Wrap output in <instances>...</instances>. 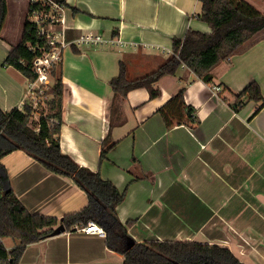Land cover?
I'll return each mask as SVG.
<instances>
[{"label":"crops","instance_id":"0c3cea01","mask_svg":"<svg viewBox=\"0 0 264 264\" xmlns=\"http://www.w3.org/2000/svg\"><path fill=\"white\" fill-rule=\"evenodd\" d=\"M255 1L264 12L261 0ZM67 2L81 10L73 14L64 8L66 23L56 26L68 41L81 34L114 41L71 43L63 50L62 151L121 191L127 189L117 211L124 224L130 221L134 240L219 244L245 264H264V103L250 101L236 111L213 89L226 83L242 90L256 79L264 95V31L231 62L216 66L211 82L184 66L160 79L157 97L150 98L145 87L133 89L112 112L111 80L120 62H126L130 78L147 74L173 53L175 37H184L189 28L209 32L198 18L202 2ZM8 7L10 13V0ZM26 11L11 33L6 22L0 37V108L5 111L21 107L27 87L21 72L3 65L10 51L5 40H19ZM184 85L198 122L168 127L159 108ZM1 163L31 213L62 219L89 202L74 180L22 149L6 154ZM124 259L109 248L106 236L78 228L29 244L18 264H124Z\"/></svg>","mask_w":264,"mask_h":264},{"label":"trees","instance_id":"16d2710c","mask_svg":"<svg viewBox=\"0 0 264 264\" xmlns=\"http://www.w3.org/2000/svg\"><path fill=\"white\" fill-rule=\"evenodd\" d=\"M72 11L78 7L67 0H52ZM202 11L198 18L206 22L209 32L189 28L184 37H175L173 53L157 68L147 74L130 78L126 62H120L119 74L111 80L114 90L112 112L122 107L128 93L137 88L149 90L150 98L157 97L161 90L158 82L165 75H176L184 66L189 67L206 82L213 80L212 70L222 62H231L232 56L244 51L258 40L264 31V12L248 0H201ZM50 5L44 0L30 2L22 24L20 38L16 43L5 40L10 51L3 61L27 79H35L34 59L52 49L48 39L40 34L39 24L30 17L34 11L48 12ZM9 14L8 0H0V37ZM53 84L47 91L49 99L38 108L27 101L23 108L10 111L0 108V183L4 197L0 200V234L12 239L16 245L10 251V264H18L25 248L34 242L53 235L54 229L63 224L64 231L78 229L94 221L106 231L109 248L122 253L124 264H245L227 246L197 241H143L134 240L129 234L130 221L123 223L117 207L125 200L127 189L121 191L111 180L104 179L99 171L79 165L61 148V123L64 83L62 62L52 69ZM224 98L236 110H241L250 101L264 103L260 83L250 80L248 85L237 90L222 83ZM186 86H182L159 108L168 127L175 124L198 122L196 109L185 100ZM38 113L39 117H35ZM115 123L112 122V127ZM110 137L106 138V141ZM107 145L101 158L115 146ZM22 149L41 162L46 168L70 177L88 194L89 202L81 209L62 219L31 213L16 196L10 186L7 171L1 159L8 153ZM5 249H0V264L7 258Z\"/></svg>","mask_w":264,"mask_h":264},{"label":"built area","instance_id":"2783aa9c","mask_svg":"<svg viewBox=\"0 0 264 264\" xmlns=\"http://www.w3.org/2000/svg\"><path fill=\"white\" fill-rule=\"evenodd\" d=\"M30 2H36L38 0H29ZM50 5L51 9L48 12L34 11L31 14V19L39 24L40 34L48 39L52 46L50 51H47L42 56H38L34 59L33 70L37 74L35 79H27V87L24 95V101L20 108H23L25 103L29 101L33 107L38 108L44 105L49 99L47 91L53 84L52 69L54 65H58L62 62L63 50L71 43H94L99 44L102 42H113L110 38H105L102 35L95 34H81L77 35L73 41H68L64 29L56 28V26H62L66 23L65 7L54 3L52 0H44ZM192 71L189 67H187ZM213 89L216 93H222L223 88L218 85H214ZM4 197V188L0 183V200ZM79 229L85 230L90 233H98L101 236H106V231L102 226L94 221H89L86 225H81ZM7 238L0 234V249H5L8 253L7 258L2 264H10L13 259V255L10 251L14 246H9L6 241Z\"/></svg>","mask_w":264,"mask_h":264},{"label":"rangeland","instance_id":"374dc122","mask_svg":"<svg viewBox=\"0 0 264 264\" xmlns=\"http://www.w3.org/2000/svg\"><path fill=\"white\" fill-rule=\"evenodd\" d=\"M249 1H251V3H253L258 8V3L255 0ZM260 2H262L264 5V0H261ZM28 3L29 0H10V13L7 21V29L9 30V33L14 30V25L18 22V20L24 16L25 7L27 8ZM21 4H23L22 7ZM35 117H39L38 113H35ZM6 241L9 246L16 244L15 241L9 238H7Z\"/></svg>","mask_w":264,"mask_h":264},{"label":"water","instance_id":"95a60500","mask_svg":"<svg viewBox=\"0 0 264 264\" xmlns=\"http://www.w3.org/2000/svg\"><path fill=\"white\" fill-rule=\"evenodd\" d=\"M64 230H65L64 225H63V224H60V225H58V226L54 229V231H53V235H54V234L61 233V232H63Z\"/></svg>","mask_w":264,"mask_h":264}]
</instances>
